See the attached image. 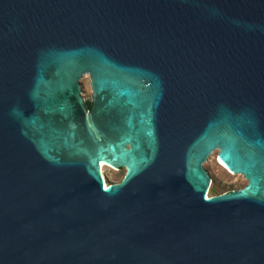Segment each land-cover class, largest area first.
Instances as JSON below:
<instances>
[{
	"label": "water",
	"instance_id": "obj_1",
	"mask_svg": "<svg viewBox=\"0 0 264 264\" xmlns=\"http://www.w3.org/2000/svg\"><path fill=\"white\" fill-rule=\"evenodd\" d=\"M0 264H264V0H0Z\"/></svg>",
	"mask_w": 264,
	"mask_h": 264
},
{
	"label": "rangeland",
	"instance_id": "obj_2",
	"mask_svg": "<svg viewBox=\"0 0 264 264\" xmlns=\"http://www.w3.org/2000/svg\"><path fill=\"white\" fill-rule=\"evenodd\" d=\"M90 81L89 75H85L81 79L85 98L90 97L92 94ZM218 153L219 150H215L204 165L212 176V180H214L213 183L219 188V192H229L245 187L248 183L247 179L243 175L237 174L227 168V166L220 161ZM126 172L127 170L125 167L117 169L108 164L103 168L104 177L108 184L122 181ZM209 193L211 195L217 194L212 191V185Z\"/></svg>",
	"mask_w": 264,
	"mask_h": 264
},
{
	"label": "flooded vegetation",
	"instance_id": "obj_3",
	"mask_svg": "<svg viewBox=\"0 0 264 264\" xmlns=\"http://www.w3.org/2000/svg\"><path fill=\"white\" fill-rule=\"evenodd\" d=\"M92 100H93V95L91 94L90 97H86V102L89 108H92Z\"/></svg>",
	"mask_w": 264,
	"mask_h": 264
},
{
	"label": "trees",
	"instance_id": "obj_4",
	"mask_svg": "<svg viewBox=\"0 0 264 264\" xmlns=\"http://www.w3.org/2000/svg\"><path fill=\"white\" fill-rule=\"evenodd\" d=\"M213 182H214V180H213ZM212 191L214 192V193H217V194H221L220 192H219V188H217V186L213 183L212 184ZM223 193V192H222Z\"/></svg>",
	"mask_w": 264,
	"mask_h": 264
},
{
	"label": "bare ground",
	"instance_id": "obj_5",
	"mask_svg": "<svg viewBox=\"0 0 264 264\" xmlns=\"http://www.w3.org/2000/svg\"><path fill=\"white\" fill-rule=\"evenodd\" d=\"M220 161H221V160H220ZM105 166H107V164H106L105 162H102V163H101L102 173H103V168H104ZM103 176H104V173H103ZM104 179H105V177H104ZM105 182H106L107 185H109V184L107 183L106 179H105Z\"/></svg>",
	"mask_w": 264,
	"mask_h": 264
}]
</instances>
